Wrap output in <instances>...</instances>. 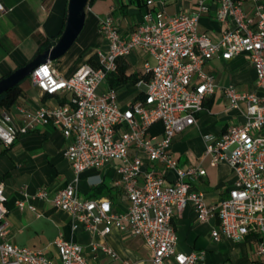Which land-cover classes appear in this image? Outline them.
I'll list each match as a JSON object with an SVG mask.
<instances>
[{"label": "built area", "instance_id": "obj_1", "mask_svg": "<svg viewBox=\"0 0 264 264\" xmlns=\"http://www.w3.org/2000/svg\"><path fill=\"white\" fill-rule=\"evenodd\" d=\"M165 1L146 0L148 8L141 22L128 35L112 14L104 17L100 22L104 45L95 51V64L84 62L68 76L57 70L54 61L39 64L31 81L62 101L20 107V124L9 108H0L1 144L10 147L21 134L39 125H53L67 139L64 155L74 172L73 179L55 191L46 186L33 193L21 188L16 207L41 217L36 202L51 203L69 214L73 229L83 225L102 235L118 229L141 237L153 264H198L205 252L180 250L173 222L177 213L191 206L200 222L219 219L220 227L211 232L216 242L224 238L247 242L253 264H264V0H251V10H246L245 0H216V18L222 24L219 38L199 31L201 17L210 10L207 0H197L192 10L172 15L159 7ZM0 9H4L1 2ZM136 50L151 58L143 72L148 77L136 83L140 93L122 105L108 78L117 70L119 59ZM240 54L255 69V85L246 89L232 83L224 88V95L231 108H244V121L229 125L220 137L204 135L211 164L229 163L236 179L226 197L208 203L205 193L194 187L206 169L181 166L171 145L197 122L215 92L208 62ZM157 125L161 132L154 133ZM113 162H118L114 184L129 201L125 211H117L107 197L87 199L78 191L82 172L101 170ZM9 210L0 180V264H90L83 246L63 236L52 242L56 255L15 243L9 235ZM93 246L115 256L107 244ZM121 264L131 263L124 260Z\"/></svg>", "mask_w": 264, "mask_h": 264}, {"label": "crops", "instance_id": "obj_2", "mask_svg": "<svg viewBox=\"0 0 264 264\" xmlns=\"http://www.w3.org/2000/svg\"><path fill=\"white\" fill-rule=\"evenodd\" d=\"M4 9H0V79L15 69L30 62L38 55L40 44L49 38H55L63 28L69 0H0ZM197 0H166L163 7L167 14L190 11ZM210 10L200 19L199 31L208 32L213 38H219L222 24L216 18V0H207ZM246 10H251V0H245ZM146 0H95L86 7V23L82 40L73 52L65 54L63 60L54 61L59 72L71 75L97 49L104 45L100 31L101 20L112 14L124 35H128L141 22L147 10ZM127 73H143L146 62L151 58L144 51L136 50L126 58ZM206 69L215 76V92L205 103V109L198 114L197 122L178 134L172 145V151L178 156L183 167L200 165L206 174L199 177L194 187L205 193L208 203H216L227 196L228 188L236 179L232 166L227 162L211 164V157L206 155L205 134L220 137L231 124L244 121L243 109H233L224 95V88L236 84L240 88H253L256 72L250 59L240 54L231 59L214 57ZM109 85V83H108ZM134 92L119 98L125 105L140 93L136 84L128 83ZM106 87V86H103ZM118 91V87H116ZM64 98L43 93L31 81L23 96L10 109L14 121L22 122L19 108H37L43 104L55 105ZM67 139L61 129L53 125H39L35 130L21 134L13 145L6 147L0 143V180L5 184L8 197L9 218L11 220L10 238L17 242L18 235L26 233L28 239L24 246L41 248L51 255H56L52 244L57 236L81 244L90 264H121L128 260L131 264H153L152 255L144 240L127 232L114 229L107 235L86 230L83 225L76 229L65 211L55 208L51 203L37 201L43 212L41 217L29 209L16 207L15 199L19 190L26 187L33 193L46 186L55 191L66 186L74 177L69 161L64 155ZM118 162L105 168L89 169L81 173L78 191L81 197L89 198L91 189L103 185L106 193L98 197L109 198L117 211H125L129 201L123 189L114 184ZM172 176V174H169ZM82 177V179H81ZM102 180L100 183L99 180ZM95 197V198H98ZM31 212L33 214H31ZM35 217V219H32ZM37 219H44L39 226L32 227ZM178 233V248L183 251H204L198 264H253V258L247 256L245 245H238L224 238L216 242L211 232L220 227L217 217L208 222H200L191 206L177 213L173 219ZM37 227L39 229H37ZM37 237L44 241L36 243ZM19 244V243H18ZM96 244H107L115 256L105 253ZM21 245V244H20ZM23 245V244H22ZM238 254L240 257H238ZM222 261L220 262V257ZM219 262H218V261Z\"/></svg>", "mask_w": 264, "mask_h": 264}, {"label": "water", "instance_id": "obj_3", "mask_svg": "<svg viewBox=\"0 0 264 264\" xmlns=\"http://www.w3.org/2000/svg\"><path fill=\"white\" fill-rule=\"evenodd\" d=\"M87 5L88 0H69L66 26L59 40L54 46L48 47L30 62L1 78L0 95L30 76L39 64L48 60L56 61L69 51L85 27Z\"/></svg>", "mask_w": 264, "mask_h": 264}, {"label": "trees", "instance_id": "obj_4", "mask_svg": "<svg viewBox=\"0 0 264 264\" xmlns=\"http://www.w3.org/2000/svg\"><path fill=\"white\" fill-rule=\"evenodd\" d=\"M94 1L95 0H88V5L93 4ZM67 15H68V11L66 12L64 25H63V28L60 31L59 35L55 38L53 37V38H49V39H46L45 41H43L40 44L38 54L43 52L48 47L54 46L56 44V42L59 40V38L62 35V33L65 29V26H66ZM96 59H97V53L94 52L91 56H89L86 59L85 62L95 64ZM126 70H127V63H126L125 59H119L117 70L115 72L111 73L109 78H108L109 86L112 88H116L122 84H128V83L136 84L140 79H143V78L147 79V77H148L147 73L134 72V73L128 74ZM9 74H7L6 76H8ZM30 83H31V78L28 81H26V78H25L20 83H18L16 86H14L11 89H9L8 91H5L4 93H2L0 95V108L1 107L11 108L14 104H16L18 99L24 95V93H25L26 89L29 87ZM153 132L154 133L161 132V125H157L156 127H154ZM105 193H106V191L104 190V186L103 185H97V186L92 187L89 198H95L98 196H102Z\"/></svg>", "mask_w": 264, "mask_h": 264}, {"label": "rangeland", "instance_id": "obj_5", "mask_svg": "<svg viewBox=\"0 0 264 264\" xmlns=\"http://www.w3.org/2000/svg\"><path fill=\"white\" fill-rule=\"evenodd\" d=\"M83 34H84V31H82V33L80 34V36L78 37V39L76 40V42L74 43V45L69 49V51L67 52V54H69V52H73L74 51V49L78 46L79 42L82 40L81 38H82ZM64 57H61L60 59L56 60V62L59 61V60H61V59L63 60ZM30 78H31L30 76L26 77V81L30 80ZM133 92H134V88L132 86H129V85H126V84H122V85L118 86V95H119V98L125 97V96H127V95H129L130 93H133ZM81 179H82V177H81ZM31 214H33V213L31 212ZM33 216H35V215L33 214ZM32 219H35V217H33ZM43 221H44V219H37L36 223H34L32 225V227L39 226V224L42 223ZM37 229H39V228L37 227ZM26 233H28V229L27 228H26ZM26 233L23 234V235H18L17 242L19 244L25 245L27 243L26 240L28 239V235ZM34 241H36V243H39V242L44 241V238L37 237ZM243 244L245 245V248L247 250L246 252L248 254L247 256L249 257V259L250 258H253V256L250 253V244L247 243V242H241L238 245H240V246L242 245L243 246ZM37 248H39V247H37ZM219 257H220V260L219 261L221 262L222 261V258H221V256H219ZM238 257H240L239 254H238Z\"/></svg>", "mask_w": 264, "mask_h": 264}]
</instances>
